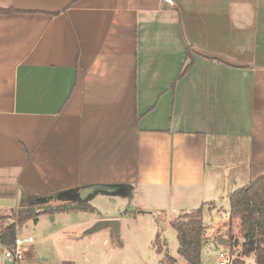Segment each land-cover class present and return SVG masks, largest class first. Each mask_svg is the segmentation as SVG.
<instances>
[{"label":"crops","instance_id":"1","mask_svg":"<svg viewBox=\"0 0 264 264\" xmlns=\"http://www.w3.org/2000/svg\"><path fill=\"white\" fill-rule=\"evenodd\" d=\"M0 8V211L124 184L212 212L264 174V0Z\"/></svg>","mask_w":264,"mask_h":264},{"label":"rangeland","instance_id":"2","mask_svg":"<svg viewBox=\"0 0 264 264\" xmlns=\"http://www.w3.org/2000/svg\"><path fill=\"white\" fill-rule=\"evenodd\" d=\"M71 201L82 200L72 195ZM18 204L6 208L8 212L1 210L0 215H11ZM87 204L91 208L41 213L18 225L17 236L31 241L22 263L31 259L35 264H167L164 260L170 255L176 258V264H188L178 252V234L171 225L172 219L186 210L178 200L167 197L164 189L139 187L125 195L100 191L87 198ZM217 206L212 212L204 209L208 230L203 238V263L219 264V251L233 247L242 250L235 264L250 263L256 258L252 254L245 256L241 218L231 219L229 199L220 200ZM97 215L119 220V233H115L112 225L105 228L113 231L114 242L107 235L99 236L104 228L86 232L89 227L84 225ZM223 239L226 242L219 243ZM0 264L8 263L0 261Z\"/></svg>","mask_w":264,"mask_h":264},{"label":"trees","instance_id":"3","mask_svg":"<svg viewBox=\"0 0 264 264\" xmlns=\"http://www.w3.org/2000/svg\"><path fill=\"white\" fill-rule=\"evenodd\" d=\"M10 11L12 10L8 8H0V12L8 13ZM98 185L107 184H90L73 189L75 195L82 200L80 203L71 201L72 195H63V191L46 196H36L22 203L11 215H0V226L3 227V236L7 241H12L17 235L18 225L41 213L91 208L87 204V199H81L78 192L86 186L97 187ZM229 201L231 219L239 217L242 220L245 253L250 254L255 251L257 264H264V174L233 191L229 195ZM247 206L252 210L251 213L248 211ZM203 213L204 207L201 206L184 212L171 221V225L178 234V252L185 258L188 264H204L202 260V248L206 225ZM10 219L13 220L10 221ZM118 243L120 244L121 242L119 241ZM161 250L162 248L159 247L158 251ZM165 261L167 264H176L177 260L167 255Z\"/></svg>","mask_w":264,"mask_h":264},{"label":"built area","instance_id":"4","mask_svg":"<svg viewBox=\"0 0 264 264\" xmlns=\"http://www.w3.org/2000/svg\"><path fill=\"white\" fill-rule=\"evenodd\" d=\"M221 235V233H218ZM31 246L29 238H23L15 236L12 241H7L3 236V227L0 226V260L2 262H9L12 264H22L25 254ZM242 253L241 248H227L219 251V264H235L238 254ZM250 254L256 258V252L253 251ZM245 256L246 253H245ZM248 264H257L256 259L252 260Z\"/></svg>","mask_w":264,"mask_h":264},{"label":"water","instance_id":"5","mask_svg":"<svg viewBox=\"0 0 264 264\" xmlns=\"http://www.w3.org/2000/svg\"><path fill=\"white\" fill-rule=\"evenodd\" d=\"M105 192L111 194H127V186L124 184H110V185H98L96 186H86L79 191V197L81 199L90 198V196L96 192ZM63 195L70 196L75 195L73 189L65 190L62 192ZM14 201L12 199H0V206L2 205H13ZM248 211L251 213L252 210L247 206ZM113 226L115 233L120 232V222L117 219H101L97 221L94 225L89 227L86 232L93 233L104 227ZM226 242V239L219 240V243Z\"/></svg>","mask_w":264,"mask_h":264}]
</instances>
